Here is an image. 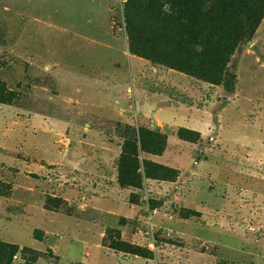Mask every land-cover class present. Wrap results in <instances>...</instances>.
Instances as JSON below:
<instances>
[{
	"label": "rangeland",
	"instance_id": "rangeland-1",
	"mask_svg": "<svg viewBox=\"0 0 264 264\" xmlns=\"http://www.w3.org/2000/svg\"><path fill=\"white\" fill-rule=\"evenodd\" d=\"M229 1L195 38L237 41L233 93L171 64L193 0H0V261L264 264V18Z\"/></svg>",
	"mask_w": 264,
	"mask_h": 264
},
{
	"label": "trees",
	"instance_id": "trees-1",
	"mask_svg": "<svg viewBox=\"0 0 264 264\" xmlns=\"http://www.w3.org/2000/svg\"><path fill=\"white\" fill-rule=\"evenodd\" d=\"M227 4L231 6L229 0H193L192 5L196 6L199 15L198 24L191 25L168 18L170 24H165L158 31L169 37L170 44L167 45V49L173 50L169 59L174 68L191 76H195L193 73L195 69H202L207 76H210L211 80L208 81L214 82L217 86H223L228 93H233L237 76L229 70L228 65L237 49V41L227 37L214 50L211 45L202 44L195 38L204 33L207 28H211L209 24L216 18L219 6ZM240 5L245 8H257L254 22H261L264 18V0H240ZM247 31L252 32L250 28ZM129 33L132 35L133 31L130 30ZM141 139L142 147L149 148L143 135ZM153 143L154 153L158 154L164 150L162 140L155 138ZM0 263L9 264L2 260Z\"/></svg>",
	"mask_w": 264,
	"mask_h": 264
},
{
	"label": "crops",
	"instance_id": "crops-1",
	"mask_svg": "<svg viewBox=\"0 0 264 264\" xmlns=\"http://www.w3.org/2000/svg\"><path fill=\"white\" fill-rule=\"evenodd\" d=\"M4 133V132H3ZM3 133H0V136L4 135ZM14 229V228H12ZM12 236H16V232H14L13 230H11V233H10ZM17 238V237H15ZM35 242V241H34Z\"/></svg>",
	"mask_w": 264,
	"mask_h": 264
}]
</instances>
